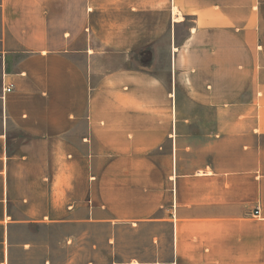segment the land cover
<instances>
[{"label": "crops", "instance_id": "crops-1", "mask_svg": "<svg viewBox=\"0 0 264 264\" xmlns=\"http://www.w3.org/2000/svg\"><path fill=\"white\" fill-rule=\"evenodd\" d=\"M61 222L264 264V0H0V264Z\"/></svg>", "mask_w": 264, "mask_h": 264}, {"label": "rangeland", "instance_id": "rangeland-1", "mask_svg": "<svg viewBox=\"0 0 264 264\" xmlns=\"http://www.w3.org/2000/svg\"><path fill=\"white\" fill-rule=\"evenodd\" d=\"M155 232L164 238L159 248L166 256L160 259H168L171 226L155 231L146 223L117 230L100 223L27 224L13 230V240L21 244L13 254L51 257L52 264H151L149 246Z\"/></svg>", "mask_w": 264, "mask_h": 264}, {"label": "built area", "instance_id": "built-area-1", "mask_svg": "<svg viewBox=\"0 0 264 264\" xmlns=\"http://www.w3.org/2000/svg\"><path fill=\"white\" fill-rule=\"evenodd\" d=\"M7 90L10 91L11 89L8 88ZM254 214L257 215V216H259V214H260V209H259L258 206L255 208Z\"/></svg>", "mask_w": 264, "mask_h": 264}]
</instances>
